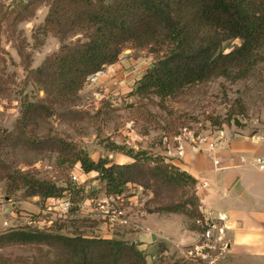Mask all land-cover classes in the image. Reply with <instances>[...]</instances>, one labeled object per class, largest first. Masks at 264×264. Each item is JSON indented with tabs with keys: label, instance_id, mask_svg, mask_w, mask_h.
I'll use <instances>...</instances> for the list:
<instances>
[{
	"label": "trees",
	"instance_id": "obj_1",
	"mask_svg": "<svg viewBox=\"0 0 264 264\" xmlns=\"http://www.w3.org/2000/svg\"><path fill=\"white\" fill-rule=\"evenodd\" d=\"M49 7L42 29L60 41V49L33 70L23 48H18L28 76L45 92V98L23 104L21 117L9 141L42 147L69 162L80 164L84 173L96 172L107 195H120L131 185L153 194V213L185 215L205 231L198 193V180L162 156L113 144L131 161H94L76 144L46 132L39 122L53 116L67 120L81 116L73 108L87 81L117 63L124 48L148 49L156 62L137 82L133 92L141 99L165 100L179 96L191 86L214 79H248L264 67V0H22L9 16L18 25ZM240 41L228 51L226 45ZM6 59L0 41V100L9 95ZM71 104V105H70ZM222 125V123H220ZM4 148V141L0 142ZM0 176L8 180L7 193L23 190L26 198L45 203L71 199L78 193L53 181L36 177L0 162ZM11 247H33L32 257L14 258L0 254V264H148L138 244L123 239L59 232L25 226L0 233V252ZM175 264H186L181 261Z\"/></svg>",
	"mask_w": 264,
	"mask_h": 264
},
{
	"label": "rangeland",
	"instance_id": "obj_2",
	"mask_svg": "<svg viewBox=\"0 0 264 264\" xmlns=\"http://www.w3.org/2000/svg\"><path fill=\"white\" fill-rule=\"evenodd\" d=\"M22 0H0V41L9 80V95L0 100V162L23 171H32L37 178L53 181L61 187L78 190L73 207L65 211L61 204H48L39 197L26 198L23 190L8 195V180L0 176V233L11 228L39 227L48 231L72 236L112 237L138 244L144 251L148 264H233L226 258V241L216 249L202 252L201 234L195 221L185 215L153 213V194L143 189L146 199L141 208L142 230L115 228L112 232L100 222L92 220L97 201L105 198L106 187L96 172L84 173L80 164L70 165L58 153L41 151L42 147H29L22 142L5 143V136L14 132L21 117L24 102L45 98L44 90L28 76L18 48H23L31 69L40 68L45 60L58 52L57 37L43 32L49 7L41 6L35 17L13 24L9 16L14 5ZM240 45L234 41L226 45L228 51ZM156 57L148 49L126 46L119 61L89 79L78 93L73 108L82 113L76 118L61 120L57 116L39 122V134L49 132L76 144L94 161L108 158L114 163H129L124 151H113L117 144L125 151H146L150 155L177 159L179 166L197 173L192 155L204 158L208 143L222 133L230 136H255L264 134V67L241 81L223 78L187 88L174 98L141 99L133 92L137 82L153 67ZM71 105V104H70ZM222 123V125L220 124ZM183 155H179L180 153ZM205 159V158H204ZM204 161V160H203ZM201 164V163H200ZM73 172L80 174L79 182L72 179ZM202 174L200 180H207ZM137 188L128 187L126 193ZM211 191L214 187L210 188ZM197 185L191 193H197ZM203 195V191L200 193ZM66 196L70 197V193ZM9 198V200H6ZM213 203L203 202V211L224 210L226 199ZM213 202V201H212ZM145 233L146 242H133L136 235ZM154 233L156 241H152ZM145 245V246H143ZM33 247H11L0 254L7 257H32ZM207 254V255H206ZM239 264H244L242 261Z\"/></svg>",
	"mask_w": 264,
	"mask_h": 264
},
{
	"label": "crops",
	"instance_id": "obj_3",
	"mask_svg": "<svg viewBox=\"0 0 264 264\" xmlns=\"http://www.w3.org/2000/svg\"><path fill=\"white\" fill-rule=\"evenodd\" d=\"M211 143L213 151H205V159L199 154L191 156L197 165L196 170L193 169L197 175L189 168L179 166L180 162L175 158L168 161L195 177L197 185L202 181L210 183L209 188L197 191L202 210L203 202L213 203L212 207L218 198L226 199L221 211L229 217L225 229L226 258L233 260V264L240 261L264 264V169L256 163L257 158L264 160V134L230 136L222 133ZM215 160L220 162L219 166H215ZM204 173L207 180H200ZM211 187L214 190L211 191ZM149 236L153 237L154 233ZM146 237L142 232L130 240L144 244Z\"/></svg>",
	"mask_w": 264,
	"mask_h": 264
},
{
	"label": "built area",
	"instance_id": "obj_4",
	"mask_svg": "<svg viewBox=\"0 0 264 264\" xmlns=\"http://www.w3.org/2000/svg\"><path fill=\"white\" fill-rule=\"evenodd\" d=\"M96 76L97 75L91 77V79ZM208 145V152L210 153L213 151L214 145H212V143H208ZM179 155H183L182 151ZM256 163L261 170L264 169V160L262 158H257ZM214 164L215 166H219L220 162L215 160ZM79 177V173L73 172L72 179L74 181L79 182ZM133 187L137 189L132 193L125 192L116 196L106 195L105 198L97 201L96 210L93 213L94 215L90 216L92 220L100 222L111 232L115 228H125L133 231L142 230L140 225V219L143 216L141 208L145 205L146 199L143 201L141 198L145 193L142 187ZM209 187L210 183L208 181H202L197 185V190ZM3 200L4 198L0 196V203L3 202ZM51 201L55 204H61L65 211H69L74 205L70 197L51 199ZM228 220V214L225 212L211 211L209 214L204 212V221L198 222L205 228V231L201 234L202 245L199 247L202 252L216 249L219 244L225 242V229Z\"/></svg>",
	"mask_w": 264,
	"mask_h": 264
},
{
	"label": "water",
	"instance_id": "obj_5",
	"mask_svg": "<svg viewBox=\"0 0 264 264\" xmlns=\"http://www.w3.org/2000/svg\"><path fill=\"white\" fill-rule=\"evenodd\" d=\"M6 200H9V198H6ZM152 241H156V236L155 235L152 237Z\"/></svg>",
	"mask_w": 264,
	"mask_h": 264
}]
</instances>
